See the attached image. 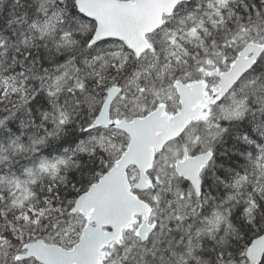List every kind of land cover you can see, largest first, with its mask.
I'll list each match as a JSON object with an SVG mask.
<instances>
[{
  "label": "snow or ice",
  "instance_id": "6c2138e0",
  "mask_svg": "<svg viewBox=\"0 0 264 264\" xmlns=\"http://www.w3.org/2000/svg\"><path fill=\"white\" fill-rule=\"evenodd\" d=\"M0 264H264V0H0Z\"/></svg>",
  "mask_w": 264,
  "mask_h": 264
}]
</instances>
